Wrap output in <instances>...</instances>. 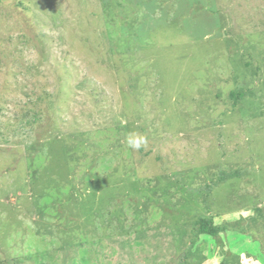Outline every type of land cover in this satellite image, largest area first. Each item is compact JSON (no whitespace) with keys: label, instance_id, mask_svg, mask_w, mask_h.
Instances as JSON below:
<instances>
[{"label":"rangeland","instance_id":"rangeland-1","mask_svg":"<svg viewBox=\"0 0 264 264\" xmlns=\"http://www.w3.org/2000/svg\"><path fill=\"white\" fill-rule=\"evenodd\" d=\"M0 264H264V0L0 1Z\"/></svg>","mask_w":264,"mask_h":264},{"label":"clouds","instance_id":"clouds-1","mask_svg":"<svg viewBox=\"0 0 264 264\" xmlns=\"http://www.w3.org/2000/svg\"><path fill=\"white\" fill-rule=\"evenodd\" d=\"M146 143V137L138 133L133 132L127 136L128 147L133 150H139L141 146L145 145Z\"/></svg>","mask_w":264,"mask_h":264},{"label":"trees","instance_id":"trees-1","mask_svg":"<svg viewBox=\"0 0 264 264\" xmlns=\"http://www.w3.org/2000/svg\"><path fill=\"white\" fill-rule=\"evenodd\" d=\"M0 1H4V0H0ZM222 230H223V226L213 225L211 220L209 219L204 220L200 225V227L198 228V232L200 234H209V235H214Z\"/></svg>","mask_w":264,"mask_h":264}]
</instances>
